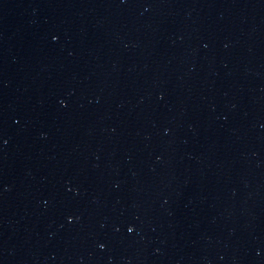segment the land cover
<instances>
[{"label":"water","instance_id":"water-1","mask_svg":"<svg viewBox=\"0 0 264 264\" xmlns=\"http://www.w3.org/2000/svg\"><path fill=\"white\" fill-rule=\"evenodd\" d=\"M0 264H264V0H0Z\"/></svg>","mask_w":264,"mask_h":264},{"label":"snow or ice","instance_id":"snow-or-ice-1","mask_svg":"<svg viewBox=\"0 0 264 264\" xmlns=\"http://www.w3.org/2000/svg\"><path fill=\"white\" fill-rule=\"evenodd\" d=\"M129 231H132V229H131V228H129Z\"/></svg>","mask_w":264,"mask_h":264}]
</instances>
